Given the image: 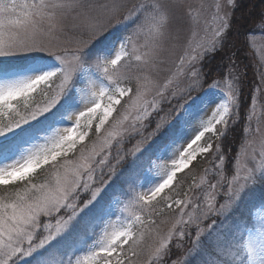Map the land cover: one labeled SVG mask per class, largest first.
Returning <instances> with one entry per match:
<instances>
[{
  "label": "rangeland",
  "instance_id": "rangeland-1",
  "mask_svg": "<svg viewBox=\"0 0 264 264\" xmlns=\"http://www.w3.org/2000/svg\"><path fill=\"white\" fill-rule=\"evenodd\" d=\"M238 1L240 0H236V4H238ZM16 2L22 5L24 3L30 4L33 0H16ZM150 2L151 0H81L82 7L77 9L76 12L64 16L61 19L62 26L60 28L49 33L47 31L48 26L45 23V30L38 33L35 39L53 52L66 54L69 62L72 61L73 53H95L102 47L113 45L115 50L119 51V42L129 36L132 37V42L139 52H144L146 49L143 46L155 38L156 23L147 20V13L142 12L139 6ZM113 3L123 5V7H120L117 11H104L101 8L102 5ZM163 3L174 4L175 0H163ZM179 4L178 8L172 9L171 20L168 22V32L171 34V38L163 44L159 56L162 63L146 68L142 60L137 61L134 57H123L118 62L121 71L128 77V79L119 82V87L131 90L126 95L122 97L118 95L117 86L109 82L103 75V67L97 69L95 56H91L87 60L85 64L86 74L82 76V79L86 82L90 77L96 81L95 99L100 100L101 87L110 89V92L103 97L102 104L106 105L109 102L108 94H116L117 98L120 99V104L115 106L116 111L109 117L99 134L96 132L95 125L99 123L103 109H98L96 113L91 115V128L86 127L89 119L87 109L93 105L89 103L88 99L81 100L78 95V107L69 111H63V109L56 111L49 117V130L46 133L42 132L40 138H33L23 147L17 145L12 146L7 151L0 150V168L13 164L20 166L26 162L29 152L35 153L44 148L51 149L53 143L47 137L56 136L57 130L59 135H71L73 132L78 134L81 131H87L88 136L84 141L77 140L73 151L66 155L62 153L57 157L56 169L53 168L52 162L41 164L40 167L30 173V177L33 180L36 176L45 172L44 178L42 176L37 177L38 179L34 183H54L57 170L62 174L65 167L71 168L73 165L85 163L82 156L90 157L91 159L88 162L92 163L96 171L93 174L95 183L92 184L89 181V184L93 188H105V184L107 185L105 190L100 193L101 203L109 196H112L113 200L119 201V203L113 204L115 215L106 217V220H110L117 229H123L127 227V222L135 214H140L138 206L134 204L130 205L127 211L124 210L123 206L128 202L130 194L146 193L155 183L162 182L168 172L175 170L173 161H178L181 158L180 153L187 148L188 143H191V140L199 134V131H203L208 120L212 119V114L217 110L219 102L222 101V95L221 91H217L215 88L210 90V85L219 84L220 89L226 92L228 84H233L236 89L239 107L229 105V114L225 117L228 123L215 124V121H213L215 131L206 132L201 140L193 145L196 149L195 159L187 168L176 171L172 183L165 188L160 197H157V200H161V197H170L171 199L161 200L157 210L151 217L155 220V224H150L147 228L142 225L134 226L133 235L135 237L139 238L143 233V239L136 247L138 255L133 256L128 250L129 246L127 244L123 245L133 264H157L155 260L150 261L149 259L151 250L159 245V238L166 236L177 220L181 218L180 208H184L183 220L187 221L189 213L206 211L210 198L213 199L217 208L221 204L228 203L226 184L231 182L232 175L239 170L237 157L239 156L243 161L242 146L246 145L249 157H254V160L250 159L248 167H252L253 163L259 165L260 161L264 159V155L261 154L264 152V33L259 30L258 33L250 34L247 39L248 50L245 53L240 51V55L237 51L239 49L235 48V41L232 48L233 54H228L227 58L224 57L214 64L218 67L214 72L210 69L212 72L210 74V71L204 69V62L207 58L210 62L213 59V53L221 51L228 41H232L230 32L233 25V13L237 6L232 8L228 0H179ZM217 4L220 5V15L227 13L230 17L231 28L224 38L223 46H218L217 51L203 60L204 75L200 86L192 88L191 78L181 76L179 78V88L170 87L164 96L157 95L158 89L153 86L152 82L155 81L157 84L163 85L170 75L176 72L179 57L185 50V42L190 36H193V30L195 41L203 42L212 38V33L216 27L213 18ZM189 12H191V17ZM89 18H94L103 28V36L99 40L92 37L87 30ZM177 34H179L178 41L174 39ZM81 41H90V43L84 45L80 43ZM132 46V43L127 45L128 49H131ZM100 56V63L103 65L106 59L115 58V52L111 56L106 53H101ZM9 63L10 66L0 68V89L26 79L32 71L39 70L40 65L54 62L48 58L47 53L32 51L0 57V64L6 65ZM107 67L109 71L112 70L110 64ZM212 74L213 76H211ZM209 76L211 77L206 83ZM56 83L59 84V81L57 80ZM138 83L147 88L143 100L156 101L155 108L149 104V116L145 119H138L142 115L143 108L133 106L132 99H130L135 97ZM47 87V84L39 85L35 91L29 92L26 96H17L12 100L14 110L4 108V115L0 116V125L18 119L16 112L27 115L31 110L43 107L46 100L54 94L49 91L46 97L41 92V89ZM77 87H83V84ZM246 102L249 103L247 109H245ZM25 104L28 105L27 108ZM81 111L85 113V116L81 117L79 115ZM234 112H237L238 115H232ZM242 112H244L243 115L246 120L242 130L241 146L239 145V148L234 151L231 150L232 155H234L233 160H231L232 158H228L227 154L221 151L219 142L224 134L228 133L230 124L239 123ZM125 116H127L126 120L124 119ZM249 116H251V119H249ZM77 120H79V127L76 123ZM117 120L121 121L119 126H116ZM157 124L161 125L159 131H157ZM114 131L118 134L114 137L109 136V133ZM165 141L167 146L156 151L157 146L164 145ZM209 143H211L212 148L206 153H201L200 148L206 147ZM3 144L7 148L9 141H3ZM93 153H95L94 156ZM134 159L136 160L135 166H139V168H141V165H145L147 161L150 162L141 177L132 183L129 181L135 178L130 177L128 179L129 185L125 187L123 186V178H120L114 172L119 164L117 161L130 160L133 164ZM101 160L105 163L100 164ZM196 161L198 167L192 168ZM140 163L142 164L140 165ZM240 174L243 176L246 173L241 171ZM86 175V172L83 173V176L86 177ZM22 182L25 181H17L11 184ZM240 183H243V180ZM211 184H217V189L211 190L209 187ZM238 187V184L233 183L234 195ZM260 191L264 192V187L258 185L251 194L246 195L240 202L239 207L229 217L227 223L240 222L241 217L249 218L251 227L259 226L264 222V202H260L261 200L258 204L254 202L256 193ZM14 194L1 195L0 198L8 197L12 199ZM89 197L90 192L82 193L79 203L82 205ZM175 200L190 201V203L187 204V207L183 204L177 207L174 203ZM168 203L173 204L172 208L167 207ZM251 207L254 209L249 212L248 209ZM239 210H243V212H239ZM224 211L227 213L228 210L225 209ZM69 214L70 212L64 213L65 218ZM144 216L147 220L146 212ZM211 219L223 221L224 216H211L206 223H210ZM52 223H54V220ZM203 226L206 228V224ZM181 229L191 236L195 234L194 225L176 224L175 234L168 244L170 254L163 256L159 264H172L173 260L183 262L185 259H187L188 264H200L201 260H204L205 264H211V261L215 259V255L212 245L208 241L212 238H205L206 252L203 257L199 255L192 256L190 255L192 239L189 235H186L183 240H180L178 233ZM79 231L80 234L75 248L70 249L67 246L55 248L50 245L49 248L53 249L51 252L42 250L30 257H18L16 258L17 264H37L38 260H41L43 264H61L73 251L77 253L79 258H82L87 254L86 249L102 238V232L96 226V222L87 221L80 223ZM228 241V251L243 256L241 233L235 232L234 235H230ZM228 258L232 259L233 257L229 256ZM73 264H75V260ZM125 264H128L127 260ZM236 264H239L238 260Z\"/></svg>",
  "mask_w": 264,
  "mask_h": 264
},
{
  "label": "snow or ice",
  "instance_id": "snow-or-ice-1",
  "mask_svg": "<svg viewBox=\"0 0 264 264\" xmlns=\"http://www.w3.org/2000/svg\"><path fill=\"white\" fill-rule=\"evenodd\" d=\"M232 8L237 6L236 0H228ZM180 6L179 0H175L174 4H165L163 0H151L148 4L140 5L142 12L147 13L146 19L156 23L155 38L146 43L143 47L144 52H139L136 45L132 42V37L129 36L125 40L120 41L119 51L115 50V46H105L97 50L95 53L78 52L72 54V61L69 62L66 54H60L51 51L48 47L39 43L35 37L41 31H44V25L47 24V31H52L60 28L61 19L69 13L76 12L82 7L81 0H33L32 3L18 4L16 0H0V57H5L17 53H27L32 51H39L47 53L49 59L54 63L40 65L39 70L32 71L31 74L24 80L17 81L7 88L0 89V116L4 115V108L13 109L11 103L17 96H26L29 92L35 91L37 86L47 84L46 89H41V92L47 97L49 91L54 94L46 100L43 107H37L31 110L27 115H21L16 112L18 119L0 125V150L7 151L12 146L23 147L24 144L31 141L33 138H40L42 132L46 133L49 130V117L56 111L63 109L69 111L78 107L77 96L83 99H88L93 106L88 107L87 111L89 119L86 127L91 128V115L96 113L98 109H103L102 115L99 118V123L95 125L97 134L105 123L116 111V105L120 104V99L116 94H108V103L102 104L101 101L110 89L101 87L100 100L95 99L96 81L90 77L85 82L82 76L86 74L85 64L91 56L97 59V69L103 67V75L107 80L115 84L116 91L119 96H124L130 89L119 87L121 80L128 79L127 75L121 71V66L118 62L123 57H134L137 61H143L144 66H155L162 63L159 60L160 53L163 49L164 42L171 38L168 32V22L171 20V12L173 8ZM123 5L113 3L111 5H102L104 11H117ZM191 17V12H189ZM15 17V18H14ZM213 22L216 24L215 30L212 33L210 40L198 42L194 40L193 36L185 42L184 53L179 57L177 70L171 74L163 85L157 84L153 81V86L158 89L157 95L164 96L165 92L170 88H179V78L185 76L191 78V87H199L203 78V60L218 50V46H223L224 38L227 36L231 28L230 17L227 13L220 15V5H216V12L214 14ZM258 28L264 33V12L260 14L257 20ZM87 30L92 37L98 40L103 36V28L98 24L94 18H89ZM179 40V34L174 38ZM80 43L88 45L90 41H81ZM132 43V48L128 49L127 45ZM115 52V58L106 59L105 63L101 65V53H106L108 56ZM112 66L109 71L107 65ZM99 78V77H97ZM59 81V84L56 81ZM83 84V87H77ZM215 88L221 91L222 101L219 102L217 110L212 114V119L208 120L204 126L203 131H199L198 135L188 143L181 153V158L178 161H173L175 170L168 172L166 178L162 182L155 183L150 187L146 193H132L129 200L124 204V210L127 211L130 205H136L139 208L140 214H135L128 222L127 227L117 229L110 220L106 217L115 215L113 211V204L119 203L114 201L112 196L101 203L100 193L105 188H93L90 186L95 183L94 172L96 169L92 163L88 162L91 158L82 156L85 163L73 165L71 168L65 167L61 174L58 170L54 177V183H34L30 177V173L41 166V164H49L52 162L53 168L56 169L57 157L62 153L67 154L73 151L76 147L77 140L84 141L88 136L87 131H81L78 134L73 132L71 135H57L54 137H47L53 143L51 149L44 148L35 153L29 152L26 162L23 165L16 166L15 164L0 168V186L9 185L17 181L27 182L22 191H17L14 198L8 197L0 198V264H17L16 258L30 257L35 253L46 250L51 252L55 248L67 246L70 249L75 248L79 238V225L83 221L96 222V226L102 232V238L93 243L91 247L87 248V254L82 258L77 256L75 251L71 252L65 261L61 264H133L131 257L125 252L123 245L127 244L128 250L133 256L138 255L136 247L140 240L143 239V233L137 238L133 235V228L136 225H142L147 228L150 224H155V220L151 217L157 210L161 200L170 197L161 196L165 188L168 187L176 175V171L187 168L195 159L196 145L198 141L205 135L206 132H214L215 124H227L225 117L229 114V105H234L237 108V94L233 84L229 83L228 90L224 92L220 89L219 84L210 85V90ZM58 89V90H57ZM147 88L138 83L136 95L132 99L133 106H141L143 108L142 115L138 119H145L149 116V104L155 108L156 101L151 102L143 100ZM215 103V102H214ZM27 108L28 105L25 104ZM14 110V109H13ZM62 114V113H61ZM81 117L85 113H79ZM232 115H238L237 112ZM127 119V116L124 117ZM251 119V116H249ZM215 121V124L213 123ZM79 127V120H77ZM121 121H116V126H119ZM161 125L157 124V131ZM118 133L111 132L109 136L114 137ZM3 141H9L6 148ZM107 143V141H105ZM164 145L157 146L156 151H159ZM212 148L211 143L206 147L200 148L201 153H206ZM244 152L243 161L237 157V170L231 177V182H227V204L219 205L217 208L213 199L210 198L207 203V210L203 212L189 213L188 220H183L184 208H180V219L176 224L194 225L195 234L191 236L181 229L178 233V238L183 240L186 235L192 239V249L190 255L204 256L206 252L205 238H212L208 242L211 243L215 259L211 264H264V222L259 226L251 227L250 219L241 217L240 222L235 224H228L229 217L239 207L240 202L246 195L259 185L264 187V159L259 165L253 163L252 167H248L251 160L247 153V146H242ZM264 155V152L261 153ZM93 156L95 153L92 154ZM222 159V158H221ZM118 160L117 163H122ZM100 164L105 161L101 160ZM136 160L133 161V168L129 171V176L135 170ZM241 171L246 173L241 176ZM87 173L86 177L83 173ZM243 180V183L240 181ZM233 183L239 185L233 194ZM211 190L217 189V184H211ZM90 192V197L82 205L79 203V198L82 193ZM155 202V203H154ZM264 202V201H262ZM175 205L180 207L190 201L175 200ZM173 204L168 203L167 207L172 208ZM227 209V213H225ZM70 212L65 218L64 213ZM145 212L147 213V220L145 219ZM223 215L224 220L211 219V216L219 217ZM47 218V219H42ZM54 220V223L52 221ZM176 224L169 230L166 236L159 238V245L151 250L150 261L155 260L157 264L162 260L163 256L170 254L168 247L169 241L175 234ZM206 224V228L203 226ZM235 232L241 233L243 239V256L239 253H231L229 249L228 238L234 235ZM38 241V242H37ZM26 245V246H25ZM182 246V245H181ZM119 249V251H118ZM233 257L229 259L228 257ZM37 264H43L41 260ZM172 264H188L187 259L183 262L173 260ZM200 264H205L201 260Z\"/></svg>",
  "mask_w": 264,
  "mask_h": 264
},
{
  "label": "trees",
  "instance_id": "trees-1",
  "mask_svg": "<svg viewBox=\"0 0 264 264\" xmlns=\"http://www.w3.org/2000/svg\"><path fill=\"white\" fill-rule=\"evenodd\" d=\"M262 12H264V0L238 1L237 7L233 13V22H232L233 25H232V30L230 32L231 34L230 37L232 41H228L225 48L222 49L221 51H217L216 53H213L212 55L213 59L210 62H208L209 58H207L206 61L204 62V69L206 68L207 71H210V74L212 73L210 69H212V71L214 72L215 69L218 67L217 65L214 64L219 62V60H222L228 54H233L232 48L234 47L235 41H236L235 48L239 49L237 50L238 54L240 55V51L245 53V51L248 50L247 39L249 35L252 33H258L260 30V28H258L256 25H257L258 17ZM244 58L246 59V57ZM10 65H11L10 63L6 65L0 64V66H2L0 68H3V66H10ZM211 76H213V74ZM211 76H209V78L207 77L206 83L208 82V79H210ZM246 103L247 104L245 106V109L248 108V104H249L248 102ZM244 112H242V116L239 120V123L234 125L230 124L228 128V133L224 134V136L220 139L219 142L221 146V151L227 154L228 158L229 157L232 158L231 160H233L234 158V155H232L231 150L234 151L236 148H239L238 146L241 144L242 141V130L244 128L243 126L246 120L243 115ZM165 142L163 144H165ZM149 162L147 161L143 166L141 165L142 163H140L141 168H139V166H135V170L133 171L131 176H129V171L130 169L133 168V164L131 163L130 160H125L124 162L119 163L114 172L117 173V175L120 176V178H123L124 180L123 186L127 187L129 185V182L132 183L134 181H137L141 177V175L147 169V165L149 164ZM197 167H198V162L196 161L192 165V168H197ZM45 175L46 173L43 172V174L36 176L35 179H33L32 181L36 182L39 177L42 176L44 178ZM130 177H134L135 179L128 182V179ZM26 183L27 182H22L19 184H9V185L0 186V196L13 195L17 191L23 190L25 188ZM255 198L256 199L254 202H256L257 204L259 200H261L260 202L264 201V192L260 191L256 193ZM253 209L254 208L251 207L248 210L249 212H251ZM243 210H239V212H243Z\"/></svg>",
  "mask_w": 264,
  "mask_h": 264
}]
</instances>
